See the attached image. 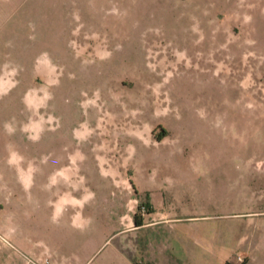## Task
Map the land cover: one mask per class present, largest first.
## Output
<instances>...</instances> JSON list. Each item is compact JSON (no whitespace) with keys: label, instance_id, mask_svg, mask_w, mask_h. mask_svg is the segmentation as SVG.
<instances>
[{"label":"rangeland","instance_id":"374dc122","mask_svg":"<svg viewBox=\"0 0 264 264\" xmlns=\"http://www.w3.org/2000/svg\"><path fill=\"white\" fill-rule=\"evenodd\" d=\"M4 71L0 264H123L120 243L222 264L245 241L230 213L264 154V0H0Z\"/></svg>","mask_w":264,"mask_h":264},{"label":"crops","instance_id":"0c3cea01","mask_svg":"<svg viewBox=\"0 0 264 264\" xmlns=\"http://www.w3.org/2000/svg\"><path fill=\"white\" fill-rule=\"evenodd\" d=\"M11 86L10 73L8 71L0 73V93L9 91ZM8 158L16 161L21 186L27 189L29 168L24 167V157L18 153H11ZM246 158L244 168L246 177L245 182L241 185L242 189H246L248 192V196L245 198L246 209L230 213L236 215L235 217L245 218L244 223L247 232L240 235L245 241L237 244L235 250L225 258L222 264H264V154L261 155L254 152L248 154ZM121 182L125 188H128L127 177L123 178ZM235 184L237 185V183ZM68 200L76 201L77 198L64 194V197L61 196L59 199H55L53 203L61 209L63 202ZM141 219L142 223L139 225L134 222L135 228H141L149 224L145 218L141 217ZM123 230L126 229H120V231ZM115 252L123 264H138L130 252L123 248L122 243L115 248ZM147 256L146 253L143 254L144 260H147Z\"/></svg>","mask_w":264,"mask_h":264},{"label":"trees","instance_id":"16d2710c","mask_svg":"<svg viewBox=\"0 0 264 264\" xmlns=\"http://www.w3.org/2000/svg\"><path fill=\"white\" fill-rule=\"evenodd\" d=\"M133 220H134L135 224H137V225H139V224L142 223V219H141V217H138V216L136 215V213L133 214Z\"/></svg>","mask_w":264,"mask_h":264},{"label":"built area","instance_id":"2783aa9c","mask_svg":"<svg viewBox=\"0 0 264 264\" xmlns=\"http://www.w3.org/2000/svg\"><path fill=\"white\" fill-rule=\"evenodd\" d=\"M36 264H40V263H36ZM42 264H51V262L48 258H45Z\"/></svg>","mask_w":264,"mask_h":264}]
</instances>
